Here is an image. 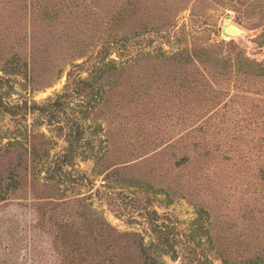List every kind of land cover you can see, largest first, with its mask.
<instances>
[{
  "label": "rangeland",
  "instance_id": "1",
  "mask_svg": "<svg viewBox=\"0 0 264 264\" xmlns=\"http://www.w3.org/2000/svg\"><path fill=\"white\" fill-rule=\"evenodd\" d=\"M254 254L264 264V0H0V264Z\"/></svg>",
  "mask_w": 264,
  "mask_h": 264
},
{
  "label": "trees",
  "instance_id": "2",
  "mask_svg": "<svg viewBox=\"0 0 264 264\" xmlns=\"http://www.w3.org/2000/svg\"><path fill=\"white\" fill-rule=\"evenodd\" d=\"M259 71H257V73L261 74L263 73V69L262 66L258 65L257 68ZM105 81H107V78L105 79ZM65 92V90L62 91L61 95ZM95 103H93L89 110H91V108H93L95 105ZM6 105V104H5ZM21 104H9L7 103L6 105V109H8V112H14L13 110H9V107H20ZM5 107V106H4ZM75 124L71 123L69 124L67 127L70 128L68 130V132L66 131V133L68 134V142L70 144L66 145V148L63 149V152L59 155H56L54 157V159L57 160V164L58 165H62L66 163L67 160H69L68 156H69V150L72 149L73 147H75V141L79 138V133L81 131V128H78L77 122H74ZM71 136V137H70ZM31 151V160L33 161L34 165H36V167L38 168V164L40 162L43 161V159L47 156L46 152L44 150L38 151L37 149H35L34 147H32L30 149ZM149 221L151 222L152 226L151 229H156V230H160L162 225L157 224L156 222H154V219L152 217L148 218ZM156 221V220H155ZM262 260V256L259 254H254L252 257H248L246 259H244V262H249L250 264H256L258 262H260Z\"/></svg>",
  "mask_w": 264,
  "mask_h": 264
},
{
  "label": "water",
  "instance_id": "3",
  "mask_svg": "<svg viewBox=\"0 0 264 264\" xmlns=\"http://www.w3.org/2000/svg\"><path fill=\"white\" fill-rule=\"evenodd\" d=\"M228 15L225 16V18H227ZM222 31L225 33V34H236L238 32H240V29L235 26L234 24H231V23H226L223 27H222Z\"/></svg>",
  "mask_w": 264,
  "mask_h": 264
}]
</instances>
